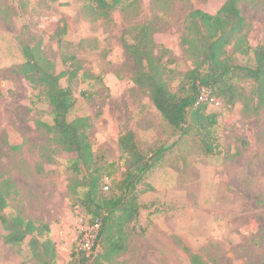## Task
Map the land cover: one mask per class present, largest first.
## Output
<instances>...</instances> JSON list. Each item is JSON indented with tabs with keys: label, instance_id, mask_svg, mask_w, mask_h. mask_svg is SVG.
<instances>
[{
	"label": "rangeland",
	"instance_id": "1",
	"mask_svg": "<svg viewBox=\"0 0 264 264\" xmlns=\"http://www.w3.org/2000/svg\"><path fill=\"white\" fill-rule=\"evenodd\" d=\"M224 3L127 0L105 18L92 0H0V183L11 193L6 213L49 224L59 264H69L72 251L83 245L91 216L81 205L86 188L75 155L42 126L53 122L43 89L19 72L27 46L57 74L75 72L61 80L76 98L69 119L88 118L92 125L106 195L118 192L132 169L120 148L123 135L133 132L145 155L169 150L138 186L142 209L124 228L120 262L193 264L196 255L203 264H264V107L250 100L252 83L237 84L245 98L235 105L218 97L209 104L206 113L217 117V150L207 155L195 132L170 128L134 82L139 66L126 50L148 28L177 92L193 69L182 43L187 16L193 10L216 14ZM240 9L255 48L264 42V0H243ZM5 235L0 222V264H37L30 238L18 248L7 245Z\"/></svg>",
	"mask_w": 264,
	"mask_h": 264
},
{
	"label": "trees",
	"instance_id": "2",
	"mask_svg": "<svg viewBox=\"0 0 264 264\" xmlns=\"http://www.w3.org/2000/svg\"><path fill=\"white\" fill-rule=\"evenodd\" d=\"M92 1L97 6L98 16L108 18L127 0ZM242 1L225 0L216 14L202 10L189 13L182 43L193 62V69L185 75V85L177 92L171 90L165 77L168 69L154 54V42L148 28L142 29L134 44L126 45L139 66L134 82L149 94L170 128L184 135L194 131L207 155H213L217 150L213 143L217 117L206 113L209 102L200 101L203 88L210 89L213 97L235 105L245 98L244 90L237 84L250 82V100L258 101L257 109L264 107V42L255 48L251 45L249 24L240 9ZM24 57L19 72L34 87L43 89L51 107L53 122L42 126L64 152L75 155L74 168L84 174L81 186L86 188L81 205L91 216V224L100 223L94 246L90 250L77 246L70 255L69 264H124L118 260L126 250L124 228L138 218L142 209L138 186L169 150L160 147L145 155L138 148L133 132L123 135L119 139L120 148L132 160V169L117 186L118 192L106 195L102 182L107 175L96 164L90 138L92 125L88 118L69 119L76 98L71 88L61 86V80L65 76L73 78L75 72L57 74L55 65L45 61L29 46L24 48ZM10 198V187L0 183V222L6 232L4 242L20 248L30 238V252L37 264H59L50 225L28 220L20 214L8 215ZM192 263L203 264L196 255L192 256Z\"/></svg>",
	"mask_w": 264,
	"mask_h": 264
},
{
	"label": "built area",
	"instance_id": "3",
	"mask_svg": "<svg viewBox=\"0 0 264 264\" xmlns=\"http://www.w3.org/2000/svg\"><path fill=\"white\" fill-rule=\"evenodd\" d=\"M200 101L209 102V103L215 101V97L212 96V92L210 89L207 88L202 89ZM106 189H109V187L107 186ZM99 229H100V223L96 222L92 224V226L89 229L84 231V243L82 245L84 249L90 250L94 246L98 237Z\"/></svg>",
	"mask_w": 264,
	"mask_h": 264
}]
</instances>
